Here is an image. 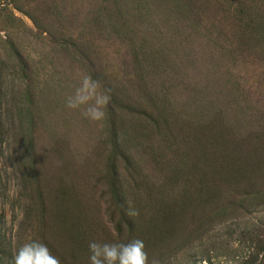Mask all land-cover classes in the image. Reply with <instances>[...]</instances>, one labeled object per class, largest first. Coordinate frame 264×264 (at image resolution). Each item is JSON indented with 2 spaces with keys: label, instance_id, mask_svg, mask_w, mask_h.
<instances>
[{
  "label": "rangeland",
  "instance_id": "1",
  "mask_svg": "<svg viewBox=\"0 0 264 264\" xmlns=\"http://www.w3.org/2000/svg\"><path fill=\"white\" fill-rule=\"evenodd\" d=\"M83 74L100 121L65 107ZM132 238L264 264V0H0V264Z\"/></svg>",
  "mask_w": 264,
  "mask_h": 264
},
{
  "label": "clouds",
  "instance_id": "2",
  "mask_svg": "<svg viewBox=\"0 0 264 264\" xmlns=\"http://www.w3.org/2000/svg\"><path fill=\"white\" fill-rule=\"evenodd\" d=\"M109 97L99 90V85L89 75L80 77L79 86L65 99L68 109H80L81 115L91 121L104 118V107ZM134 215V212L129 213ZM88 264H149L143 240L129 239L127 242H88ZM12 264H60L48 246L40 240H29L21 244L12 257ZM151 264H157L155 260Z\"/></svg>",
  "mask_w": 264,
  "mask_h": 264
}]
</instances>
